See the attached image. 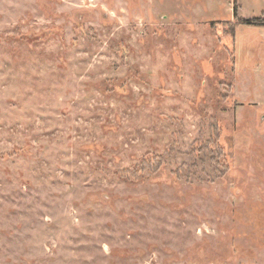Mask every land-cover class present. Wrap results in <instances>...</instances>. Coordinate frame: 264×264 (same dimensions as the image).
<instances>
[{
    "label": "rangeland",
    "instance_id": "rangeland-1",
    "mask_svg": "<svg viewBox=\"0 0 264 264\" xmlns=\"http://www.w3.org/2000/svg\"><path fill=\"white\" fill-rule=\"evenodd\" d=\"M0 264H264V0H0Z\"/></svg>",
    "mask_w": 264,
    "mask_h": 264
},
{
    "label": "trees",
    "instance_id": "trees-1",
    "mask_svg": "<svg viewBox=\"0 0 264 264\" xmlns=\"http://www.w3.org/2000/svg\"><path fill=\"white\" fill-rule=\"evenodd\" d=\"M234 14L237 15V9H236V7L234 9Z\"/></svg>",
    "mask_w": 264,
    "mask_h": 264
}]
</instances>
